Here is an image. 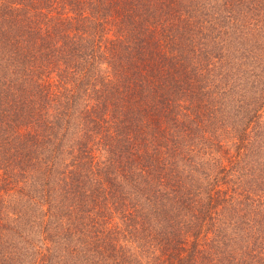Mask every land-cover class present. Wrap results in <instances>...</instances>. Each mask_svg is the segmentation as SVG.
<instances>
[{
  "label": "trees",
  "instance_id": "1",
  "mask_svg": "<svg viewBox=\"0 0 264 264\" xmlns=\"http://www.w3.org/2000/svg\"><path fill=\"white\" fill-rule=\"evenodd\" d=\"M0 264H264V0H0Z\"/></svg>",
  "mask_w": 264,
  "mask_h": 264
}]
</instances>
